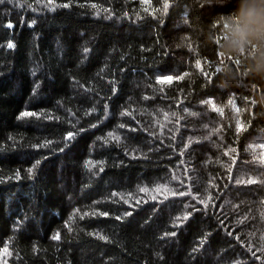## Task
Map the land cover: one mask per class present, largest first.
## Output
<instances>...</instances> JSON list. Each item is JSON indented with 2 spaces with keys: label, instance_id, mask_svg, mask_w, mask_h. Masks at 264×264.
<instances>
[{
  "label": "trees",
  "instance_id": "16d2710c",
  "mask_svg": "<svg viewBox=\"0 0 264 264\" xmlns=\"http://www.w3.org/2000/svg\"><path fill=\"white\" fill-rule=\"evenodd\" d=\"M236 3L0 4V264H264V80L220 50Z\"/></svg>",
  "mask_w": 264,
  "mask_h": 264
},
{
  "label": "clouds",
  "instance_id": "9594fccd",
  "mask_svg": "<svg viewBox=\"0 0 264 264\" xmlns=\"http://www.w3.org/2000/svg\"><path fill=\"white\" fill-rule=\"evenodd\" d=\"M220 50L224 57H244L243 74L264 80V0H237L225 19ZM234 73L231 66L222 71ZM235 72V75H240ZM264 103V96L260 98Z\"/></svg>",
  "mask_w": 264,
  "mask_h": 264
},
{
  "label": "snow or ice",
  "instance_id": "6c2138e0",
  "mask_svg": "<svg viewBox=\"0 0 264 264\" xmlns=\"http://www.w3.org/2000/svg\"><path fill=\"white\" fill-rule=\"evenodd\" d=\"M6 2V0H0V4H2V3H5ZM7 2H11V0H7ZM49 3L51 4V3H53V0H49ZM63 7H68L69 5L68 4H64V5H62ZM93 7H95V5H93ZM168 7H169V5H168V3L167 2H165L164 3V5H163V9L164 10H167L168 9ZM51 10H55V8L53 7ZM8 27H12V25L11 24H9L8 25ZM8 47L9 48H12L13 47V45L10 43L9 45H8ZM23 116H31V115H34L33 113H30V112H25V113H23L22 114ZM70 136H71V134H69ZM115 139H119V137H115ZM31 171V170H30ZM141 191H146V189H141ZM185 218H187V217H185ZM101 238H103V237H101ZM53 239H59V236H55V237H53ZM5 251H7V249H5Z\"/></svg>",
  "mask_w": 264,
  "mask_h": 264
},
{
  "label": "rangeland",
  "instance_id": "374dc122",
  "mask_svg": "<svg viewBox=\"0 0 264 264\" xmlns=\"http://www.w3.org/2000/svg\"><path fill=\"white\" fill-rule=\"evenodd\" d=\"M160 191H161V188H157V189L154 190V193H158Z\"/></svg>",
  "mask_w": 264,
  "mask_h": 264
}]
</instances>
